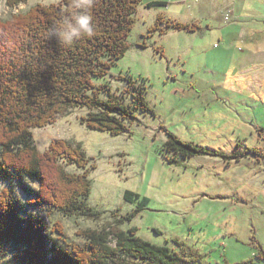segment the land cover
Here are the masks:
<instances>
[{
  "label": "rangeland",
  "instance_id": "rangeland-1",
  "mask_svg": "<svg viewBox=\"0 0 264 264\" xmlns=\"http://www.w3.org/2000/svg\"><path fill=\"white\" fill-rule=\"evenodd\" d=\"M8 1L0 0L2 22L25 14L38 4H58L62 0H27L13 6ZM150 1L138 7L135 28L129 37L131 48L105 77L95 78L94 82L107 85L112 94L130 105L132 97L126 93L129 84L120 77L132 78L147 88L146 97L154 114L136 112L137 120L127 123L129 131L118 136L84 125L82 118L89 113L87 108L72 109L54 125L31 129L41 152L48 150L55 140L81 143L91 159L90 165L97 167L90 177L93 188L87 203L102 216L95 220L53 211V218L48 221L51 226L61 222L70 242L82 245L85 241L78 235L81 229L114 224L115 214L121 219L138 207L139 202L125 200L126 191H132L141 199L147 198L148 205L132 221H125L121 229L137 228L142 239L189 258L195 251L203 256L204 264H252V260L253 264H261L256 253L259 244L264 250V185L258 178L246 190L235 185L243 170H251L252 174L255 170L264 171V138L258 132L264 129V100L220 79L219 85L226 89L215 91V101L210 106H201L197 102L199 90H186V82L201 85L210 81L212 73L206 77V71L201 69L207 64L213 66L211 57L223 44L216 34L203 37L209 19L202 21V28L198 26L197 33L205 29L203 34L192 36L198 39L197 44L185 34L161 36L150 32L156 15L165 12L162 15L168 18L169 12L162 5L150 8ZM240 1L264 6V0H187L186 4L211 9ZM177 7L172 6L170 15L176 14ZM244 47L247 49L242 44L230 47L229 59L234 54L241 56L239 48ZM108 96V91L102 92L103 99ZM167 132L226 155L250 152L241 164L212 156L170 163L174 154L165 149ZM237 145L241 148L237 149ZM67 169L71 173L81 172L75 166ZM6 187L0 180V191ZM19 191L23 200H30ZM10 264L15 263L11 260Z\"/></svg>",
  "mask_w": 264,
  "mask_h": 264
},
{
  "label": "trees",
  "instance_id": "trees-1",
  "mask_svg": "<svg viewBox=\"0 0 264 264\" xmlns=\"http://www.w3.org/2000/svg\"><path fill=\"white\" fill-rule=\"evenodd\" d=\"M26 1L8 2L13 6ZM145 1L93 0L89 7L87 0H80V8H76L74 0H62L38 4L25 14L0 21V180L8 185L0 191V250L12 253L15 264H204L203 256L195 251L189 258L142 239L137 228H120L148 205L147 198L132 191H126L125 200L139 202L138 207L121 219L115 214L114 224L81 229L82 245L70 242L61 222L51 226L48 221L53 211L95 220L102 216L87 203L93 188L90 177L97 167L90 165L81 143L55 140L41 152L31 129L54 125L72 109L87 108L84 125L118 136L129 131L127 123L137 120L136 112L154 114L147 88L132 78L120 77L129 84L130 105L107 85L94 82L105 77L131 48L135 15ZM159 5L164 3H149V7ZM84 10L94 17L97 34L93 38L84 37L68 46L50 35L72 13ZM170 30L193 33L200 29L161 14L151 32L163 36ZM103 91H108L107 99L101 97ZM258 132L264 138V129ZM167 137L165 149L174 154L170 163L181 164L198 156L220 157L228 163L240 161L250 152L226 155L170 132ZM69 166L81 172L71 173ZM18 190L30 200H23ZM258 252L257 258L264 264L261 245Z\"/></svg>",
  "mask_w": 264,
  "mask_h": 264
},
{
  "label": "crops",
  "instance_id": "crops-1",
  "mask_svg": "<svg viewBox=\"0 0 264 264\" xmlns=\"http://www.w3.org/2000/svg\"><path fill=\"white\" fill-rule=\"evenodd\" d=\"M186 1L178 0L177 2L169 3L167 0H163L160 2L164 3L162 6L169 11L167 12V17L175 22L197 25L202 28L204 26L202 25V21L209 19L208 29H206L207 31L203 37L216 34V37L220 39L223 46L211 57L213 66L210 67L207 64L206 67L201 69L202 71H206V77L211 76L210 81L205 80L201 85H196V83L189 80L186 82L185 89H198L201 96L197 102L201 103L203 107L210 106L215 101V91L226 89L225 85H219L221 83L220 79H222V82L226 80L227 85L235 89L237 88L246 92L250 91L252 92V97H260L264 100V6H255L253 3L240 1L229 3L227 6L211 7V9L204 5L193 8L186 4ZM150 2L157 1L152 0ZM175 4L179 7H177L176 14L173 16L170 15V11ZM187 12H191V14L188 15L189 13ZM161 14L165 15V12H159L156 15V19ZM154 26L150 28V32ZM204 30L202 29L200 33H197V31L191 33L170 30L163 36L185 34L187 38L192 40V36H201ZM193 41L196 43L198 39H193ZM241 44L246 46L247 49L245 47L239 48L243 52L242 55L237 56V54H234L229 59V54L231 53L230 47ZM194 48L196 50V47ZM216 48H219V46ZM190 56L192 57V54ZM225 67L227 68L224 70ZM214 79H218L216 83L213 81ZM241 163L240 160L232 161L231 164ZM241 175L235 185L238 189H241L242 186V189L246 190V188L250 187L251 181L257 178L262 179V185H264V171L259 172L255 170V174H252L251 170L246 169L243 170ZM258 254L257 252L256 258ZM251 263L253 264L254 261L252 260ZM261 264H263L262 261Z\"/></svg>",
  "mask_w": 264,
  "mask_h": 264
},
{
  "label": "clouds",
  "instance_id": "clouds-1",
  "mask_svg": "<svg viewBox=\"0 0 264 264\" xmlns=\"http://www.w3.org/2000/svg\"><path fill=\"white\" fill-rule=\"evenodd\" d=\"M89 7L93 0H87ZM74 6L80 8V0H74ZM97 34L94 17L90 11H77L63 21V27H58L50 35H54L62 45L71 46L74 42L87 37L93 38ZM12 253L0 250V264H10Z\"/></svg>",
  "mask_w": 264,
  "mask_h": 264
}]
</instances>
